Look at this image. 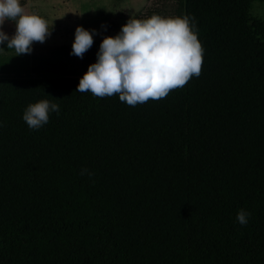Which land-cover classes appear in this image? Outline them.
<instances>
[{
	"label": "trees",
	"instance_id": "16d2710c",
	"mask_svg": "<svg viewBox=\"0 0 264 264\" xmlns=\"http://www.w3.org/2000/svg\"><path fill=\"white\" fill-rule=\"evenodd\" d=\"M251 2L148 11L189 16L203 62L134 107L77 91L101 41L82 59L0 44V264H264V21ZM41 99L60 111L29 129Z\"/></svg>",
	"mask_w": 264,
	"mask_h": 264
},
{
	"label": "clouds",
	"instance_id": "9594fccd",
	"mask_svg": "<svg viewBox=\"0 0 264 264\" xmlns=\"http://www.w3.org/2000/svg\"><path fill=\"white\" fill-rule=\"evenodd\" d=\"M15 23L11 37L3 31L5 21ZM102 28L106 26L101 25ZM52 24L36 12H28L20 0H0V44L14 49L15 56L30 54L33 42L43 43ZM95 29L76 26L70 55L83 58L93 45ZM3 50V49H0ZM203 48L194 22L187 15L129 18L115 36H105L96 53V62L79 79L77 91L104 98L117 95L129 106L165 98L171 90L182 88L199 77ZM59 105L48 99L30 103L22 119L29 129L39 130L49 122V113H59ZM81 175H93L83 168ZM251 213L241 208L236 220L246 226Z\"/></svg>",
	"mask_w": 264,
	"mask_h": 264
},
{
	"label": "rangeland",
	"instance_id": "374dc122",
	"mask_svg": "<svg viewBox=\"0 0 264 264\" xmlns=\"http://www.w3.org/2000/svg\"><path fill=\"white\" fill-rule=\"evenodd\" d=\"M27 1L28 12H36L46 19L49 26L52 24L51 30H55L57 34V39L54 40L50 36L47 37L48 42L52 40L50 45L33 42L31 52H42L44 47L60 45L62 42L71 47L78 25L90 32L95 29L97 34L93 35V41H102L105 36L121 29L130 17L147 18L148 11L161 6L162 3L170 4L173 0H46L52 7L51 10L39 0H20V3L23 5ZM249 13L250 16L264 21V0H252ZM11 26L4 24L3 31H15V26Z\"/></svg>",
	"mask_w": 264,
	"mask_h": 264
},
{
	"label": "crops",
	"instance_id": "0c3cea01",
	"mask_svg": "<svg viewBox=\"0 0 264 264\" xmlns=\"http://www.w3.org/2000/svg\"><path fill=\"white\" fill-rule=\"evenodd\" d=\"M39 1H42L43 3H44V6L48 9H52V7L50 6V4L48 3V2H46V0H39ZM49 1V0H48ZM49 4V5H48ZM28 5H29V2L27 1V3H25V4H23L22 6H25V10H27L28 11ZM44 7V8H45ZM27 8V9H26ZM67 11V10H66ZM7 21V20H6ZM4 22V24H7V25H9L10 27H12L11 26V24L13 25V26H15V24H13V23H11L10 21H7V22ZM10 22V23H9ZM89 23V22H88ZM86 25H87V23H85ZM90 24V23H89ZM94 24V23H93ZM13 29H9V31L8 32H5L6 34H8V36L9 37H11L12 35H14V33H15V31H12ZM52 37V40H54L56 37H57V34L55 33V30H51V34H50V38ZM47 39V38H46ZM57 39V38H56ZM51 40V41H52ZM48 42L47 40H45L43 43H40V44H52V42ZM63 43V42H62ZM60 44V45H64V44ZM51 46H58V45H51ZM65 46H67V45H65Z\"/></svg>",
	"mask_w": 264,
	"mask_h": 264
}]
</instances>
